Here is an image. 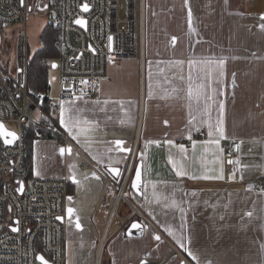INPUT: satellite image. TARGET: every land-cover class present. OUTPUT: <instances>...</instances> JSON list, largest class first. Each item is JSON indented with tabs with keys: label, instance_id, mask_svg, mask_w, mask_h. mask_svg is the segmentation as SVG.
Returning a JSON list of instances; mask_svg holds the SVG:
<instances>
[{
	"label": "crops",
	"instance_id": "obj_1",
	"mask_svg": "<svg viewBox=\"0 0 264 264\" xmlns=\"http://www.w3.org/2000/svg\"><path fill=\"white\" fill-rule=\"evenodd\" d=\"M143 3L142 55L113 63L101 95L64 98L56 110L122 194L81 168L74 147L32 143L31 175L69 179L67 264L99 255L101 264H264V192L255 187L264 177V0ZM229 139L240 143L236 180L227 177ZM139 160L141 196L131 188ZM135 219L140 236L127 234Z\"/></svg>",
	"mask_w": 264,
	"mask_h": 264
},
{
	"label": "built area",
	"instance_id": "obj_2",
	"mask_svg": "<svg viewBox=\"0 0 264 264\" xmlns=\"http://www.w3.org/2000/svg\"><path fill=\"white\" fill-rule=\"evenodd\" d=\"M144 1L0 0V45L5 42L0 48V125L6 129L4 133L0 130V264H67L69 179L27 176L30 130L74 147L81 168L98 171L108 185L117 189V194L124 191V184L109 181L101 171V164L78 148L61 129L58 119L55 121L41 108L39 95L34 98L30 92L31 55L26 31L30 14L46 11L58 29L55 77L58 87L56 99L50 98V106L56 113L64 98L101 95L113 63L142 55ZM18 22L24 23L25 28L20 30L18 25L10 31L17 41L13 63L14 49L8 48L11 37L5 27ZM7 133H14L15 138ZM239 144L237 139L224 144L229 180H236L240 172ZM255 187L264 192V177L255 181ZM154 237L166 238L156 227ZM102 241L105 239L100 240L99 247ZM175 251L179 250L172 248ZM98 258L96 264H101ZM156 264H165V259Z\"/></svg>",
	"mask_w": 264,
	"mask_h": 264
},
{
	"label": "trees",
	"instance_id": "obj_3",
	"mask_svg": "<svg viewBox=\"0 0 264 264\" xmlns=\"http://www.w3.org/2000/svg\"><path fill=\"white\" fill-rule=\"evenodd\" d=\"M58 39V29L48 21L40 34V46L30 57L28 70V87L34 98L44 94L41 108L50 113L51 117L57 121L55 110L50 106V80L49 73L52 67L51 61L56 59ZM47 137L39 135L33 130L29 131L27 138V176L31 175L32 143L35 138ZM49 138V137H48ZM51 138V137H50Z\"/></svg>",
	"mask_w": 264,
	"mask_h": 264
},
{
	"label": "rangeland",
	"instance_id": "obj_4",
	"mask_svg": "<svg viewBox=\"0 0 264 264\" xmlns=\"http://www.w3.org/2000/svg\"><path fill=\"white\" fill-rule=\"evenodd\" d=\"M243 2V1H242ZM246 3V2H243ZM151 11V7L148 6L147 8V12L148 15ZM50 21V16L46 11H38V12H34L30 14V17L27 21V25H26V31H27V40H28V47H29V53L32 56L36 50L38 49V47L40 46V34L42 32V29L44 28V26L47 24V22ZM21 22L15 23L12 26H6L5 27V31L8 32V36L11 37V40H8V48H12L14 49L12 52L13 55V63H16V35H11L10 31L14 29L15 26L20 25V30L24 31L25 25L24 23L20 24ZM6 35V34H5ZM7 36V37H8ZM2 45L5 44L4 40L1 43ZM0 45V48L1 46ZM57 56V55H56ZM52 63V67L50 69V73H49V80H50V91H49V96L51 99H56V94H57V81L55 79L56 75H57V59H54L51 61ZM97 235V232H96ZM66 248H67V244H66ZM103 259V257H102Z\"/></svg>",
	"mask_w": 264,
	"mask_h": 264
},
{
	"label": "water",
	"instance_id": "obj_5",
	"mask_svg": "<svg viewBox=\"0 0 264 264\" xmlns=\"http://www.w3.org/2000/svg\"><path fill=\"white\" fill-rule=\"evenodd\" d=\"M39 104L43 103V99H44V94L39 95ZM3 125V124H1ZM2 133L5 132V127L3 125V128L0 129ZM113 176L118 177L120 175L121 172V167L120 166H108L106 168ZM137 173H139L140 175V181L137 182L136 180V175ZM131 188L133 189V191L141 196L142 195V191H143V175H142V161L139 160L136 164L132 179H131ZM144 224L143 222H141L138 219L133 220L129 227L127 228V234L130 236H140L144 233Z\"/></svg>",
	"mask_w": 264,
	"mask_h": 264
},
{
	"label": "snow or ice",
	"instance_id": "obj_6",
	"mask_svg": "<svg viewBox=\"0 0 264 264\" xmlns=\"http://www.w3.org/2000/svg\"><path fill=\"white\" fill-rule=\"evenodd\" d=\"M78 23H79V21H78ZM262 27H264V25H262ZM173 40H175V38H173ZM3 128V125H0V129H2ZM220 133H221V135H223V129L221 128L220 129ZM7 135H10V136H12L13 138H15V134L14 133H7ZM117 143H119V142H117ZM62 152H63V150H61ZM70 151V150H69ZM222 178V177H221ZM136 180H137V182H139L140 181V175H139V173H137V175H136ZM248 215L249 216H251V213H248ZM77 227H80V225L79 224H77L76 225ZM156 239H159V237H156ZM42 259V258H41ZM45 264H46V262H45Z\"/></svg>",
	"mask_w": 264,
	"mask_h": 264
},
{
	"label": "bare ground",
	"instance_id": "obj_7",
	"mask_svg": "<svg viewBox=\"0 0 264 264\" xmlns=\"http://www.w3.org/2000/svg\"><path fill=\"white\" fill-rule=\"evenodd\" d=\"M103 246H104V241H102L100 244V248H99L100 253L102 252ZM99 258H100V255H99ZM99 258H98V260H99Z\"/></svg>",
	"mask_w": 264,
	"mask_h": 264
}]
</instances>
